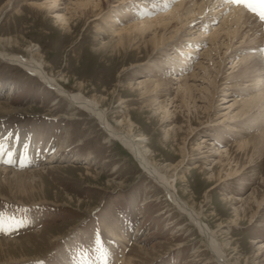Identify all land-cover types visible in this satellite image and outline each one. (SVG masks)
Here are the masks:
<instances>
[{
	"label": "rangeland",
	"instance_id": "1",
	"mask_svg": "<svg viewBox=\"0 0 264 264\" xmlns=\"http://www.w3.org/2000/svg\"><path fill=\"white\" fill-rule=\"evenodd\" d=\"M50 1L0 0V35L13 38L4 44L25 55L30 54L28 49L38 47L46 69L70 91L80 90L82 84L86 95H97L114 123L122 112L130 113L136 131L149 137L148 145L163 165L181 159L179 149L186 137L187 155L181 174H186L187 180L178 179V192L184 199L196 200L201 209L207 208L209 217L203 218L210 226L222 222L218 237L228 242L225 247L230 259L237 264H264V246L257 248L264 244V199L255 216L249 207L256 205L254 195L264 197V153L260 157L253 143L248 154L238 150L240 139H252L263 126H245L246 115L226 119L219 115L220 110H225L226 99L231 103L250 96L241 88L253 80L235 83L240 76L235 73L242 62L241 50L246 45L241 40L257 36L261 43L264 21L246 8V14H253L249 16V25L245 23L248 27H244L251 28L250 33L238 41L233 39L231 54L221 48L223 64H218L216 52L213 60L203 54L206 47L202 42L193 44L197 45L196 55L179 69L175 66L181 62L179 47L187 45V36L174 48L172 44L165 46V52L161 46L158 50L137 43L112 52L101 48L112 32L100 29L107 27L104 17L108 13L121 27L138 22L140 11L158 16L178 0H165L164 5L161 0H129L127 7L133 10L126 16L117 11L122 0H103L100 8L87 14L75 8V0H57L51 8L47 5ZM216 9L208 13L213 14L214 27L224 20ZM56 11L66 14L69 21L62 20ZM193 15L188 18L195 19ZM199 27L205 32L197 30ZM211 27L202 21L192 35L208 34L205 39L215 31ZM188 31L185 28L181 34ZM262 46L256 59L264 68ZM185 76L196 94L197 105L191 99L189 105L183 102L180 83ZM159 80L162 84L154 88ZM0 100L12 108L0 111V155L11 148L13 154L20 149L21 157L27 156L37 130H41L42 141L47 143L45 150H39L44 154L43 162L61 148L56 168L48 170L40 165L42 177H36V189L30 192L42 202L30 200L26 194L12 196L2 188L0 227L6 231H0V238L10 240L11 244L16 239L23 240V246L11 249L8 259L13 261L3 262L0 257V264H128L133 249L140 244L145 250L134 252L135 264H218L188 216L171 203L163 188L144 172L125 146L109 139L95 117L80 108L73 110L66 97L57 96L35 75L2 61ZM165 104L170 110L168 114L162 107ZM237 112L238 108L232 114ZM229 149L243 165L233 174L236 176H224L213 188L215 178L211 179V173L219 174L220 170L225 174L232 165L237 167L234 160L228 163ZM87 157L90 160L85 163ZM4 165L22 170L38 164L21 168L16 164ZM237 211L241 217L234 222ZM1 250L3 256L6 252Z\"/></svg>",
	"mask_w": 264,
	"mask_h": 264
},
{
	"label": "bare ground",
	"instance_id": "2",
	"mask_svg": "<svg viewBox=\"0 0 264 264\" xmlns=\"http://www.w3.org/2000/svg\"><path fill=\"white\" fill-rule=\"evenodd\" d=\"M11 1L12 0H10V2ZM126 1L129 0H122L118 4V9H117V11L119 10L118 12H120L121 14L124 13L125 16L129 15L130 10H131L130 14H132V10H133L132 8L127 7ZM161 1H162V5L166 4L164 2L165 0H161ZM50 2L52 5L47 4L50 5L49 6L50 8L57 4V0H51ZM74 2H75V8L78 10L81 9L80 10L81 14H87L89 10L93 11L94 8L97 7L100 8L103 3V0H75ZM140 4H145V2L141 1ZM125 8H128L127 12L124 11ZM215 8H217L216 9L217 14L218 12L220 13L221 11L222 13L221 17L224 18V20L221 21V24L218 27L216 26L214 27V24L212 25L213 22L211 17L213 16V14L212 13L208 14L210 11L211 12L214 11ZM246 12L247 11L245 7L237 6V5L234 6V4L224 3L223 0H178L171 9L163 11L158 16L153 17V15L148 12L143 13L142 11H140L139 16L136 17L137 19H140L138 22H136L134 20L136 18H134L133 20L135 22H131L129 25H125L121 27L119 26L117 20L114 19V16L108 13L104 17L105 20L103 19L104 21H106L107 27H103V29L102 28L100 29L103 30V32L104 29L105 30L107 29L110 30L112 33L109 34L111 35L110 39H106V41L101 44V48L106 51L109 50L112 52H119L122 48H127V46L129 47L133 43H137L138 45L142 44L144 46H149V47L151 46L153 49L154 48L158 49L161 46V49L163 50V52H165L167 46L169 47V45L172 44L174 48L177 42L183 40L181 39L183 36L184 37L187 36V38H185L187 40V45H181L179 47V49H181L179 52L181 57L180 58L181 62L176 63L175 65L176 67L181 69L182 66L188 65L189 60L191 59V57H194L196 55V51H197L196 49L197 45H193V44L199 45L202 42L205 43V47H206L203 54L208 56L209 59L211 58L213 60L214 52H216L218 54V57L220 58L218 60V64L221 65L224 63L223 54L221 53L222 51L221 48L222 47L225 48L226 52L229 51L228 53L231 54L233 52L232 50V45L234 44L233 39L236 38V40L238 41V39L241 36L245 38L250 33L249 30H251V28L245 29L244 27H248L249 25L248 20H250L249 16L250 15L252 16L253 14L249 15L246 14ZM56 14H60L62 20L69 21L66 14H63L60 11H56ZM190 14L191 15L194 14L193 16H195V19L191 17H190L191 19H189L188 16ZM192 21L194 22L193 25L190 24ZM202 21L211 24V26L213 27L211 28L215 30L212 34H209V36H207V38L205 39L203 37L208 34L198 35V36L192 35V33L196 31L195 27L201 25ZM197 23L198 25L195 26V24ZM245 23H247L248 25H245ZM187 24L190 25L185 27ZM255 26L256 25H254V29ZM261 26H263V29L261 30L264 31V25L261 24ZM202 27H199V29L197 30L199 31L201 30L200 32L204 33L205 31L202 30ZM185 28H188V30H190L191 32L188 31L189 33L187 34H181ZM171 38H173L174 40L172 41ZM12 39L0 35V61L9 64H14L25 69L29 73L35 75L46 86L52 88L57 94V96L66 97L69 100L70 108H73V110L74 108L83 109L87 111L91 116L95 117L102 126V128L109 135V139L111 138L116 139L123 146H125L133 154L134 158L139 162L144 172L147 173V175L152 180H154L155 183H157L159 186L163 188L165 194L168 196L171 203L176 208H178V210L181 213L188 216L190 221L198 228L199 232L201 233L205 242L207 243L206 245H208L210 251L212 252V259L214 258L218 264H237L235 261L230 259L226 253L225 245L228 246V242L220 240L218 237L219 231L221 230L220 226L222 225V222L215 224V227L210 226V224L203 218V216H206V218L209 217L206 214L207 208L201 209L199 205L196 203V200H193L192 198L184 199L177 190L178 179L187 180L186 179L187 175L181 174L183 170L182 168L185 165L183 164V161L187 155L186 147L188 146L186 145V137L183 138V141L181 142L182 147H180L179 149V152L182 156L181 159L176 163H167L166 165H163L160 161L156 159V157L153 154L154 150H152V148L148 145L147 139L149 137L143 133L136 131L134 126L135 122L130 113L122 112V114H119V116L115 117V123H117V125L121 127L118 128L115 125V123L110 119L108 108L103 106L101 104V101H99L96 98L97 95L95 97L86 95L82 90V84L79 87L80 90L70 91L54 76L55 74L54 75L51 74L46 69L44 65L45 59L40 58L39 56L40 51L38 47L36 48L32 47L28 49L30 51V54L25 55L23 53L9 49L4 44V42H8V43L12 42ZM260 39H261V43L260 40H257V36L255 37L250 36L249 40H245V41L244 39L241 40L242 43L246 42L245 43L246 45H243L242 47L243 48V50H241L243 51L241 55L242 62L239 65H237L238 69L235 73L236 74L235 76H238L240 74L239 78L235 82V83L238 82V85L245 83L244 81H246L247 79L253 80L251 84L246 83L244 84L245 86L241 88L244 91L246 89V92L248 91L247 93L250 96L236 98L231 103L226 99L224 101L225 110L223 109L220 110L221 112L219 115L223 116L225 119L228 117L233 118L236 116L246 115L248 116V119L244 122L245 126L254 124V125H259L260 127V125H262L263 129H261L260 132L256 134L252 139L242 138L238 142V150L244 152L245 154H248L250 144L251 143L255 144L259 149L257 153L261 154L260 155L261 157L264 153V68L256 59V55L261 50V46L264 45V35L260 36ZM249 41H251V43H248ZM240 46L241 43L239 47ZM158 50H160V48ZM226 52L224 53V56L226 55ZM211 63L213 62L211 61ZM230 67L234 69L236 65H231ZM195 74L198 75V73ZM254 75L256 76L254 77ZM216 77L213 79V83L216 81ZM233 81L235 80L233 79ZM233 81H231V84ZM160 84H162V80L157 81L155 83L154 88H158ZM180 84H182L181 87L184 90L182 91L183 102H185L186 105H189V100L191 99L190 101L193 102V105H197L196 94H194L192 86L189 84L188 77L185 76ZM214 92L215 90L212 91L213 95L215 94ZM157 98L158 97H156L155 99L157 100ZM205 98H207V96H205ZM238 99L243 100V102L239 104L237 101ZM123 101L126 100H124L123 98ZM123 101L121 100V103H123ZM236 101L238 104L236 103ZM162 107L164 109L166 108L165 113L168 114L170 112L166 104L163 105ZM237 108H238V112L236 114H232ZM10 110H12V108L8 106V103L0 100V111L4 112ZM42 135L43 134L41 130H37L35 132L34 140H33L34 143L31 146L30 150L27 151L28 153L27 156L25 157H21L22 150L20 151V149H16L17 151L14 150L15 153L13 154L12 153L13 150L11 151V148H9L7 152L2 153L3 154V155L1 154L2 156L0 155L1 156L0 157L1 159L0 160L1 161L0 193L2 188L4 187L8 191H10L12 196L17 197L26 194L28 198H30V200L33 201L40 200L39 202H42L41 198L35 197L33 194L30 193L31 191L36 189L34 185V182H36L37 179L36 177L38 175L40 176L42 175V171H41L42 168L39 167L40 165H45V168H48V170L55 169L57 166L55 164V161L57 160V153L61 151V148L58 149L57 151H55V154L53 153V155L49 159H46L43 162L42 157L44 154H42L41 151L39 152V150L41 147L45 150L47 143H43ZM212 151L213 150H211V152ZM228 155H229L228 163L231 164V162L234 160L236 161L237 167L232 165L231 167L226 169L225 174H221L220 170H219V174L211 173V179L213 180L215 178L214 182L211 185V187L213 188L217 187V180H220L226 175L232 178L231 176L236 172L238 173L239 170L241 169V166L243 165L241 164V161L238 158V156L233 155L230 149L228 151ZM75 159H77V157ZM86 159L87 160H85V163H88L90 158L87 157ZM4 161H11L10 164H16L17 167L20 168L24 167L25 165L26 166H31L35 164L38 165H36L37 167L33 169L31 167L22 170H16L14 168L5 167L7 165L3 166V164L5 163ZM169 172H171L170 175L168 174ZM213 172H214V167H213ZM236 175L237 174L233 176ZM11 190L13 193L11 192ZM263 199L264 197L261 198L260 196H258V194L254 195V201L256 202V205L254 206L249 204V207L252 209V213H251L252 216H255V214L262 207ZM19 202L22 201L20 200ZM246 211L247 209L245 208V212ZM235 215H236V219H233L234 222L241 217L239 211H237ZM16 242H18V244H16ZM17 245L23 246V240L16 239L14 240V244H11L10 240L0 238V250L2 249L1 252H6L3 256H0L2 260L4 259L3 262H9L14 260V259H8V256L11 255L10 253L11 249L16 248ZM263 246L264 244L260 245L257 248ZM143 250H145V247L142 246L141 244L136 246L133 249V255H131L128 260V264L129 263L135 264L136 261L135 258H133L135 255L134 252L136 251L142 252Z\"/></svg>",
	"mask_w": 264,
	"mask_h": 264
},
{
	"label": "snow or ice",
	"instance_id": "3",
	"mask_svg": "<svg viewBox=\"0 0 264 264\" xmlns=\"http://www.w3.org/2000/svg\"><path fill=\"white\" fill-rule=\"evenodd\" d=\"M224 3L234 4L237 6H242L254 13H258L261 21H264V0H223ZM259 9V11H258ZM5 163H10L11 161H4ZM0 231H6L3 227H0Z\"/></svg>",
	"mask_w": 264,
	"mask_h": 264
}]
</instances>
